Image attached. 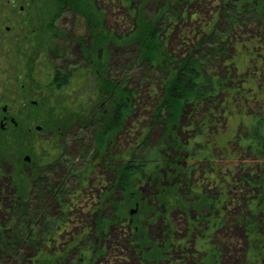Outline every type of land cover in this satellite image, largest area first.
Returning <instances> with one entry per match:
<instances>
[{
  "label": "rangeland",
  "instance_id": "rangeland-1",
  "mask_svg": "<svg viewBox=\"0 0 264 264\" xmlns=\"http://www.w3.org/2000/svg\"><path fill=\"white\" fill-rule=\"evenodd\" d=\"M245 1L180 0L172 5L171 23L163 38L171 64L191 53L210 33L220 42L219 49L213 48L211 68L215 69L213 74L224 91L216 93L215 107L203 105L198 111L187 107L182 114L173 129L185 149L175 144L165 149L166 129L151 120L156 95L162 92L166 78L172 76L171 71L176 67L164 64L147 81H141L144 75L137 72L133 82L141 81L138 103L108 146L107 156L115 157L114 164L110 160L109 167L103 164L94 168L86 181L83 174L88 172V166L76 161L73 165L74 159L61 156L66 140L57 138L55 132L60 125L71 128L81 110L89 112L96 105L81 106L84 99L81 90L74 92L72 84L61 89L51 86L53 70L47 69L44 62L41 64L39 56L55 48L75 66L82 60L84 49H91L103 31L102 36L109 39L95 55L101 56L110 68L125 55L122 39L134 28L132 19L151 21L166 0H89L85 12L60 11L54 0L18 2L24 8V15L33 13L32 22H53V29L62 33L56 37L46 35V30L41 28L44 34L41 43L31 45L27 39L30 34L19 32L18 36L13 25V35L9 38L19 39L8 41L6 57L3 54L0 58V97L4 96L0 121L8 101L11 117L22 122L18 129L9 126L0 142V174L13 178L12 185L0 183V264H250L258 259L257 246L252 243L256 236L253 239L247 224L264 219V212L248 215L246 201L253 196V182L264 173V142L258 149L251 148L254 141L249 140L248 133L259 118H264V14L247 8L235 19V27L229 20L219 18L222 6ZM19 9L18 6L15 11ZM8 13L14 16L13 11ZM19 51L23 56L20 65L14 59ZM89 73L86 71L84 83L87 101L96 87ZM18 76L25 89L8 100L5 92L10 95L8 86ZM31 76L38 79V86ZM73 106L80 111L77 116L72 112ZM84 115L87 116L86 112ZM205 116L212 118L214 126L210 124V130L209 126L202 128L195 123ZM29 124L31 128L27 127ZM261 124L264 126V122ZM141 131L144 134L150 131V138L140 154H152L155 158L156 154L158 158L168 156L180 162V168L176 171L163 166L157 173V183L143 182L137 188L140 194L132 193L124 198L113 190L116 169L129 162L127 153ZM209 142H215L217 147L207 148ZM68 146V154L74 155L76 149ZM220 147L227 150L222 149L219 154ZM120 156L125 158L121 160ZM101 159L102 156L98 163L103 162ZM46 165L53 171L54 183L65 182L74 166L72 174L77 177L62 186L61 199L48 193L39 201L55 222L49 234L38 233L34 239L24 241L20 236L27 220L17 209L21 205L19 199L36 194L33 176L40 173L36 167L40 166L41 170ZM245 181L250 182L251 188ZM106 191L113 200H120L114 214L111 203L104 201L105 196L100 197ZM137 195L143 204L136 209L130 203L131 197ZM71 199L75 204L69 207ZM253 203L249 201L250 208ZM97 210H102L103 219L98 220L94 214ZM133 210L137 211L131 215ZM214 218L219 220L216 228H213ZM137 223L142 226L136 227ZM258 232L264 238L262 230ZM171 243L182 250L173 248Z\"/></svg>",
  "mask_w": 264,
  "mask_h": 264
},
{
  "label": "trees",
  "instance_id": "trees-1",
  "mask_svg": "<svg viewBox=\"0 0 264 264\" xmlns=\"http://www.w3.org/2000/svg\"><path fill=\"white\" fill-rule=\"evenodd\" d=\"M19 1L23 2L26 0H0V58L7 52L8 41H18V36H20L19 32L30 34V37L27 36V39L31 45L41 43L42 35H44L41 28L46 30V35L51 34L52 36H57L58 33H62L61 30L53 29V22L48 24H44L40 21L39 24L32 22L30 19L33 13L29 12L28 15H24V8L18 3ZM128 1L130 0H127V2ZM177 1L180 0H166L164 7L161 8L151 21H137V18L134 17L135 14L133 16L135 19H132L134 28L122 39L125 55L119 60L120 62L110 68L101 56L97 57L95 55L97 49L101 51L104 46L107 45L106 43L108 42L109 36H102V34H104L103 31L99 33L100 36L96 38L95 44L91 49H84L82 60L76 63L75 66H73L74 64L70 61L66 60L63 53H59L55 48H50L43 55L40 54L39 59H41V64L44 62L47 69L52 68L53 70L51 86L61 89L69 84L74 86L78 84V88L81 89V84L86 82V71L91 73V76L94 78L93 80L96 82L94 92L89 96L87 95L89 100L87 101L86 98L84 103L82 102L80 104L81 106H87V108L95 104V109H90L89 112L88 110H81L82 113L80 117H76L70 124L72 125L71 128L69 126L68 129H66L63 125H60L55 132L58 136L57 138H65L66 140V145L62 149L61 156L74 159L72 160L74 163L73 165H75L76 162V164L80 162L82 165L88 166V172H84L83 174L85 181L88 178L87 174L94 168L96 169L103 166V164L109 167L110 160L113 161L111 165L114 164L115 157L112 156L110 158L107 156L109 153L108 146L112 144L113 138L117 135V131L122 129L129 112H131L134 105L138 103L141 94V81H147L148 78L156 76L157 72L164 64L176 68L171 71L172 76L166 78V86L161 85L162 92L156 95V103L154 105V111L151 114V120L153 124H162L166 129V138L163 143L165 149H170L172 147L171 144L180 145L178 136H175L173 128L178 123L187 107H192L195 111L200 110L203 105L211 104L215 107L216 103L214 99L216 93L224 91V87L220 84L219 79L213 74L215 69L211 68L212 57L215 56L213 48L216 47L215 49H219L220 47V42L214 33L208 34L205 41H201L197 48H194L191 53L180 59L177 63L172 62L171 64L169 54L167 55L165 53L163 38H165L171 23L170 13H173L172 5ZM54 2L59 5L60 11L62 9H71L85 12L89 0H54ZM18 6L20 9L15 11ZM247 8L256 11V13L264 14V0H247L242 4L228 3L221 7L219 18L229 20L235 27V19ZM8 11H13L14 16L10 15ZM13 17L17 18L12 19ZM13 25L16 28L18 27L19 30ZM12 26L16 32L18 31V36L10 39V35L6 33V28L9 27L13 33L14 29ZM20 26H24L26 29H22ZM22 57L19 51L18 55L14 58L16 60L15 64L20 65V58ZM5 60L8 62L7 58ZM78 66L81 67L79 70L74 69V67ZM137 72H141L144 75L139 84L133 82L134 74ZM31 78L35 79L34 76H31ZM15 79L16 82L8 86L9 91H11L10 95H7L8 93L5 92L8 100L13 99L14 95H20L22 92V85L20 83L21 78L18 76ZM3 97L4 96L0 97V101L4 102L2 99ZM7 102L5 101L6 104ZM90 111L91 114H89ZM72 112L77 116L80 111ZM85 112L89 118L84 115ZM263 119L264 118H259L256 125L248 131L249 140L254 141V144L250 143L251 148L255 147L258 149L259 145L264 142V126L261 124L264 122ZM15 120L18 126L14 127L12 124H9V126L18 129L22 125V122L17 119ZM212 122L211 117L208 118L205 116L204 119L198 118L195 123L204 128L205 126H209ZM212 124L211 127L214 126ZM211 127L209 126L208 129L210 130ZM68 130L69 133H67ZM6 131L0 132V142L4 138ZM149 138L150 131H148L147 134L141 131L139 136L132 143L133 146L131 150L127 153L129 162L125 165L122 163V166H120L122 168L116 169L113 190L114 192L120 193L121 196H125L124 198H126V195L129 198V195H132V193L140 194L137 188L140 187L143 182L151 181V183H157V173L163 166L166 165L176 171L180 168V162L170 160L168 156L158 158L156 154L155 158L152 154H140L142 149H146ZM227 143L230 144V141ZM189 144H191V142H189ZM68 145H73L76 149L74 155L68 154L70 148ZM214 146L217 147L215 142H209V144H207V148L212 150H214ZM180 149L183 150L185 147L180 145ZM217 149V153L220 154L222 153V149L225 151L227 147H220ZM51 154L52 153L49 152L48 157H50ZM101 156L103 162L98 163V159ZM124 158L125 157H119L121 160ZM159 159L163 161L161 162ZM74 169L75 166L72 168V172L66 176L65 182L76 180L77 176L72 174ZM52 172L49 166H43L40 173L33 176L36 194L28 198L22 196L21 199H19L21 205L17 207V209H19L21 216L27 220V224H24V226L22 225L23 233L20 236L24 241L34 239L38 233L49 234L51 225L55 223L52 218L48 216L43 205L39 202L40 199L43 200L48 193H54L61 199L60 191L65 182L54 183V178H52L51 175ZM245 183L251 188L250 182L245 181ZM252 188L251 194L253 196H250L246 201L248 215H252V213L254 215L255 212L262 214L264 212V173L258 176L255 183L253 182ZM102 196H105V202L109 201L111 203L113 214L118 211L119 208L117 209V207L121 204L112 199L110 192L106 191L104 195L100 197ZM131 198V205L138 204L141 206L143 204L138 195L135 198ZM250 200L254 202L252 208H250L249 205ZM167 201L168 204L169 200ZM155 202H158L157 198H155ZM74 204V200L71 199L68 205L71 207ZM212 209H214V206ZM94 214L98 220L104 217L102 210H97ZM217 219L213 221V228L218 227L219 220ZM139 225L141 224L137 223L136 227ZM247 225H249V233H251L253 239L254 235L256 236L252 243L254 247L257 246L255 250L259 253L258 259L250 264H261L264 258V238L258 231L261 229L264 234V219L261 218L260 221H257L253 225L249 223ZM48 239L50 241V237H48ZM51 241L53 242L55 239L51 238ZM171 245L173 248L182 250V247L179 245L173 243H171Z\"/></svg>",
  "mask_w": 264,
  "mask_h": 264
},
{
  "label": "flooded vegetation",
  "instance_id": "flooded-vegetation-1",
  "mask_svg": "<svg viewBox=\"0 0 264 264\" xmlns=\"http://www.w3.org/2000/svg\"><path fill=\"white\" fill-rule=\"evenodd\" d=\"M6 33L8 34V35H11L12 34V31L10 30V28L9 27H7L6 28ZM13 35V34H12ZM55 37H56V35H55ZM81 67L80 66H78V67H74V69H76V70H79ZM86 79V78H85ZM35 82L37 83V86H38V79H35ZM85 83V82H84ZM84 83L83 84H81L82 86L80 87L81 89H79L78 87H79V85L78 84H76L75 86L73 85V91L74 92H76V91H80L81 90V93H82V95H83V100H82V102L84 103V100H85V94L87 93V89L86 88H84ZM1 84V83H0ZM2 87H5V85L2 83V85H1ZM22 87V91H23V89H25V86H21ZM3 95V94H2ZM3 101H0V103H2ZM80 109V108H79ZM72 111H78V108H76V107H74L73 106V108H72ZM3 113L5 114V116L2 118V120L0 121V132H5L6 130H7V128H8V126H9V124H12L14 127H17L18 126V123L16 122V120H15V118H12L11 116H10V114H11V111H10V107H9V104L7 105V104H5V106L3 107ZM30 126V127H29ZM31 124H29L28 125V127L29 128H31ZM36 169H38V171H40V166H37L36 167ZM6 182V184L7 185H12V182H13V178H6V177H3L1 174H0V183H5ZM117 202H120V200L119 199H117L116 200ZM137 207H139V205L137 204L136 205V209H137ZM137 211V210H136ZM64 215H66V212L65 211H63V216ZM105 220V219H104ZM106 222L107 221H109V220H105Z\"/></svg>",
  "mask_w": 264,
  "mask_h": 264
},
{
  "label": "water",
  "instance_id": "water-1",
  "mask_svg": "<svg viewBox=\"0 0 264 264\" xmlns=\"http://www.w3.org/2000/svg\"><path fill=\"white\" fill-rule=\"evenodd\" d=\"M37 130L38 131H40L41 130V128L40 127H37ZM26 160L28 161L29 159L28 158H26ZM136 213V210H133V211H131V215H133V214H135Z\"/></svg>",
  "mask_w": 264,
  "mask_h": 264
}]
</instances>
